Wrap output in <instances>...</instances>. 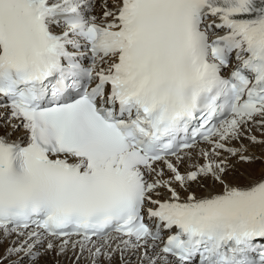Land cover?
<instances>
[{
  "label": "snow or ice",
  "instance_id": "1",
  "mask_svg": "<svg viewBox=\"0 0 264 264\" xmlns=\"http://www.w3.org/2000/svg\"><path fill=\"white\" fill-rule=\"evenodd\" d=\"M264 0H0V264H264Z\"/></svg>",
  "mask_w": 264,
  "mask_h": 264
},
{
  "label": "bare ground",
  "instance_id": "2",
  "mask_svg": "<svg viewBox=\"0 0 264 264\" xmlns=\"http://www.w3.org/2000/svg\"><path fill=\"white\" fill-rule=\"evenodd\" d=\"M241 165H243V166H248V168L246 169V170H242V169H240L242 172L243 171H251V172H253L255 175H259L260 174V170H261V168L262 167H264V166H262L260 163H256V164H254V165H246V164H241ZM0 252H3V247H0ZM50 258V257H49ZM48 258V259H49ZM47 259V260H48ZM51 259V258H50ZM62 259V264H70V261H63V258H61ZM52 260V259H51ZM51 260H48V264H51ZM27 263L28 264V262H27V260H25L24 261V263ZM81 264H86V262H84V261H82L81 262Z\"/></svg>",
  "mask_w": 264,
  "mask_h": 264
},
{
  "label": "rangeland",
  "instance_id": "3",
  "mask_svg": "<svg viewBox=\"0 0 264 264\" xmlns=\"http://www.w3.org/2000/svg\"><path fill=\"white\" fill-rule=\"evenodd\" d=\"M238 168L239 169H242V170H246L248 168V166H243V165H238ZM48 259V258H47ZM52 259V258H51ZM50 258L48 260H51ZM52 261V260H51ZM24 264H27L26 262ZM42 264H44V262L42 261Z\"/></svg>",
  "mask_w": 264,
  "mask_h": 264
}]
</instances>
